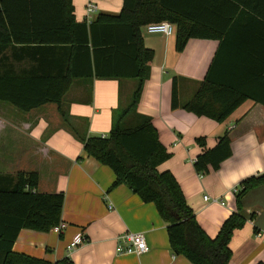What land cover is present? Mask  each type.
<instances>
[{"label": "crops", "instance_id": "1", "mask_svg": "<svg viewBox=\"0 0 264 264\" xmlns=\"http://www.w3.org/2000/svg\"><path fill=\"white\" fill-rule=\"evenodd\" d=\"M87 1L73 0L78 22L85 20ZM154 1L180 25L172 22L170 35L142 26L144 44L153 50V58L136 112L151 118L171 154L159 170L174 174L198 223L215 238L235 210L232 189L246 178L264 174V0ZM95 2L97 14H118L124 5V0ZM180 26L193 33L182 51L177 48ZM9 50L0 52V74L52 68L47 55L39 62ZM208 75L249 94L222 122L183 108ZM137 85L136 78H75L63 101L70 122L53 102L22 111L0 100V187L6 182V187H14L18 172H36L38 192L65 195L64 231L23 228L15 252L51 263L70 257L77 264H191L172 249L169 223L156 205L144 201L127 183L114 186L112 168L84 148V139L109 134L130 107ZM174 85L180 103L175 109ZM226 132L232 155L218 169L199 172L197 157L214 148ZM198 137L205 138L204 145ZM205 195L223 197L225 203L207 202ZM243 206L253 218L234 232L229 264H264V238L256 235V226L264 232V185L248 192ZM80 232L84 241L69 249ZM127 232H143L149 250L119 254L118 240Z\"/></svg>", "mask_w": 264, "mask_h": 264}, {"label": "trees", "instance_id": "2", "mask_svg": "<svg viewBox=\"0 0 264 264\" xmlns=\"http://www.w3.org/2000/svg\"><path fill=\"white\" fill-rule=\"evenodd\" d=\"M164 20L180 25L154 0H124L118 14L100 12L91 23L86 19L77 21L73 0H0V52L12 49L20 58L28 55L39 62L47 55L52 66L48 72L40 67L30 72L1 73L0 100L22 111L53 102L70 122L63 101L75 78H136L138 85L130 107L108 135L84 139L85 151L112 168L116 175L114 186L127 183L144 201L156 205L169 223L167 230L175 253L185 255L191 264H229L234 232L253 218L244 210V198L252 189L264 185V174L240 183L234 212L223 222L217 236L211 238L198 223L174 174L159 170L171 154L159 140L151 118L138 114L136 108L153 58L141 28ZM192 35L180 26L178 50L185 48ZM245 97L249 94L208 75L183 108L222 122ZM179 106L174 85L172 108ZM197 142L204 145L205 138L198 137ZM230 143L226 132L214 148L197 157L196 169H218L232 155ZM38 181L36 172H18L14 187H6L8 182L0 187V264H77L70 257L51 263L13 249L23 228L50 231L62 222L64 193L38 192Z\"/></svg>", "mask_w": 264, "mask_h": 264}, {"label": "built area", "instance_id": "3", "mask_svg": "<svg viewBox=\"0 0 264 264\" xmlns=\"http://www.w3.org/2000/svg\"><path fill=\"white\" fill-rule=\"evenodd\" d=\"M98 5L95 2V0H88L86 3V17L88 23H91L95 17V15L98 13ZM147 30L151 33H162L165 35L172 34L174 30V25L172 22L168 20H164L161 22H154L147 25ZM239 185L235 186L232 189L233 194H236L239 190ZM204 200L207 202H217L224 204L225 200L223 197H212L209 195L204 196ZM109 208L113 209L114 205L112 202L109 203ZM67 227L66 223L61 222L59 225L55 226L53 229L59 233H62L64 229ZM256 235L258 237L264 238V232L261 230H258L256 232ZM84 241V236L80 232L78 233L72 242L69 244L68 248L73 249L76 248L78 245H80ZM149 250V245L146 240V236L143 232H127L121 238L118 240L117 245V252L119 254H143Z\"/></svg>", "mask_w": 264, "mask_h": 264}, {"label": "rangeland", "instance_id": "4", "mask_svg": "<svg viewBox=\"0 0 264 264\" xmlns=\"http://www.w3.org/2000/svg\"><path fill=\"white\" fill-rule=\"evenodd\" d=\"M96 16V15H95Z\"/></svg>", "mask_w": 264, "mask_h": 264}]
</instances>
